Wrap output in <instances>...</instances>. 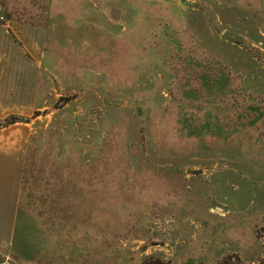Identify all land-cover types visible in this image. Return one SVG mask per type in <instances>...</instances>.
<instances>
[{
  "label": "rangeland",
  "instance_id": "374dc122",
  "mask_svg": "<svg viewBox=\"0 0 264 264\" xmlns=\"http://www.w3.org/2000/svg\"><path fill=\"white\" fill-rule=\"evenodd\" d=\"M0 4L47 31L3 264H264V0Z\"/></svg>",
  "mask_w": 264,
  "mask_h": 264
},
{
  "label": "crops",
  "instance_id": "0c3cea01",
  "mask_svg": "<svg viewBox=\"0 0 264 264\" xmlns=\"http://www.w3.org/2000/svg\"><path fill=\"white\" fill-rule=\"evenodd\" d=\"M6 17L0 24V255L11 251L16 232L31 137L18 117L5 120L33 113L47 45L44 27Z\"/></svg>",
  "mask_w": 264,
  "mask_h": 264
},
{
  "label": "built area",
  "instance_id": "2783aa9c",
  "mask_svg": "<svg viewBox=\"0 0 264 264\" xmlns=\"http://www.w3.org/2000/svg\"><path fill=\"white\" fill-rule=\"evenodd\" d=\"M0 22L1 23H6L7 22V18L5 16V13L3 11L2 6L0 5Z\"/></svg>",
  "mask_w": 264,
  "mask_h": 264
},
{
  "label": "trees",
  "instance_id": "16d2710c",
  "mask_svg": "<svg viewBox=\"0 0 264 264\" xmlns=\"http://www.w3.org/2000/svg\"><path fill=\"white\" fill-rule=\"evenodd\" d=\"M17 119H18V118H16V117H12V118H10L9 120H7L6 124L13 123V122H15ZM22 194H23V190H22Z\"/></svg>",
  "mask_w": 264,
  "mask_h": 264
}]
</instances>
